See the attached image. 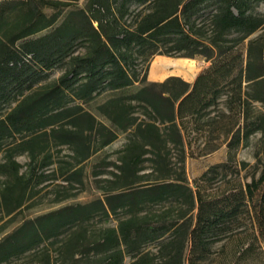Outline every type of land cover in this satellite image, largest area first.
Segmentation results:
<instances>
[{"label": "trees", "instance_id": "trees-1", "mask_svg": "<svg viewBox=\"0 0 264 264\" xmlns=\"http://www.w3.org/2000/svg\"><path fill=\"white\" fill-rule=\"evenodd\" d=\"M254 1L86 0L80 5L79 0H0V102L23 96L0 119V138L9 130L50 126L63 119L67 107L60 109L62 93L68 88L74 89L76 98L86 100L103 89L131 86L136 81L130 73L132 50L149 49L154 54L161 49V53L177 57L222 55L198 74L192 86L179 77H170L159 84L164 88L156 91L157 82L143 79L146 84L131 95L154 113L152 122L136 124V130L160 157L154 137L161 136V126L168 131L167 141L184 144L185 119L212 105L224 86L244 78L243 51L223 59L226 53L234 51L240 40L262 30L249 39L246 51L252 55L257 50L263 59L264 16L250 12ZM210 3L217 4L218 11L213 15L215 35L206 39L205 25L198 19ZM46 9L54 12L48 15ZM231 32L242 35L225 38ZM67 57L70 67L53 87L24 95L33 88L39 72L54 68ZM254 68L250 61L245 77L261 89L255 98L264 101V63ZM175 81L180 87L172 92L170 83ZM77 116L75 113V120ZM83 116L89 122L95 120L89 111ZM83 131L61 130L70 136L64 140L69 143L76 142L74 137ZM140 158L141 154L129 150L120 167L125 176L137 173ZM135 182L126 183L132 185L123 191L106 192L105 200L66 205L27 220L0 242V262L58 235L70 223L121 207H127L130 216L117 228L102 229L94 238L82 234L83 241L73 243L67 250L70 257L62 264H124L122 245L135 256L134 264H198L211 254L210 245L233 233L245 217L254 226L255 239L264 242V171L259 178L218 191H209L199 182L193 189L183 175L134 186ZM10 191L3 193L5 198ZM166 201L187 204L188 208L177 213L169 207L157 213L143 211L146 203ZM154 241H159L157 253L144 251V246ZM79 252L85 255L76 257ZM260 264H264V251Z\"/></svg>", "mask_w": 264, "mask_h": 264}, {"label": "rangeland", "instance_id": "rangeland-1", "mask_svg": "<svg viewBox=\"0 0 264 264\" xmlns=\"http://www.w3.org/2000/svg\"><path fill=\"white\" fill-rule=\"evenodd\" d=\"M85 1L79 0V4L84 5ZM217 11L215 3L207 4L201 11L198 20L205 25L206 39L215 35L212 23ZM45 12L49 15L54 11L46 9ZM250 12L264 16V0L254 1ZM260 31L240 40L234 51L223 56L225 59L243 51L244 78L224 86L212 105L185 119L184 144L167 141L168 131L160 127L158 133L161 136L154 137L160 147V157L156 156L157 149L145 145V140L136 130V124L153 121V112L131 95L146 84L143 79L145 82H157L156 91L163 89L159 84L170 77H179L192 86L198 74L211 67L222 55L177 57L161 53V49L154 54H150L149 49L132 50L130 73L136 81L131 86L118 90L103 89L86 100L76 98L74 89L68 88L62 93L60 109L66 110L67 107L63 119L59 118L50 126L6 131L0 138V242L27 220L66 205L89 203L99 198L105 200L106 192L123 191L132 185H126L130 181H136L135 186L183 175L193 189L199 182L209 191H218L251 181L253 177L259 178L264 171V101L255 98L261 89L245 77V70L250 61L254 69L264 63V56L260 59L257 50L252 55L246 51L249 39L255 38ZM241 35L231 32L225 38L238 39ZM206 43L209 42L206 40ZM155 62L163 67L156 75L152 73ZM69 67L70 58L67 57L54 68L39 72L33 88L25 90L24 95L53 87ZM170 85L172 92L180 87L176 81ZM22 98L17 95L7 102L1 101L0 119L11 112ZM86 111L95 115L93 122L83 116ZM75 113L79 115L78 120L74 119ZM116 113L120 114L119 118H116ZM257 126L260 128L256 129ZM76 129L84 130L80 136L74 137L77 141L65 142V138L70 136L61 130ZM112 135H115L114 139L104 145ZM130 149L141 154V158L137 163V173L127 177L120 167ZM9 191L10 195L5 198L3 193ZM168 207L177 213L186 210L188 205L175 201L146 203L143 211L157 213ZM128 216L127 207L108 213L95 212L89 219L70 223L58 235L42 239L0 264H62L70 257L67 250L73 243L83 241L80 238L82 234L94 238L104 228H117L119 222ZM237 228L222 240L212 243L211 254L198 264H260L264 242L255 239L252 222L245 217ZM158 246L159 241L149 242L144 251L155 254ZM122 249L126 251L124 264H134L135 256L127 252L125 245ZM81 255L85 254H75L76 257Z\"/></svg>", "mask_w": 264, "mask_h": 264}, {"label": "bare ground", "instance_id": "bare-ground-1", "mask_svg": "<svg viewBox=\"0 0 264 264\" xmlns=\"http://www.w3.org/2000/svg\"><path fill=\"white\" fill-rule=\"evenodd\" d=\"M163 70V67L158 63V62H155L152 66V73L153 74H157L159 72H161Z\"/></svg>", "mask_w": 264, "mask_h": 264}, {"label": "crops", "instance_id": "crops-1", "mask_svg": "<svg viewBox=\"0 0 264 264\" xmlns=\"http://www.w3.org/2000/svg\"><path fill=\"white\" fill-rule=\"evenodd\" d=\"M152 80H155V79H152Z\"/></svg>", "mask_w": 264, "mask_h": 264}]
</instances>
